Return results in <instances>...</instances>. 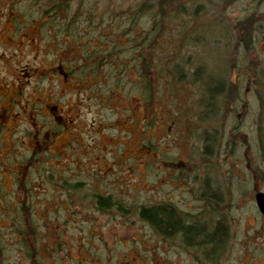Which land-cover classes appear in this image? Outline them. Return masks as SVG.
Segmentation results:
<instances>
[{
	"label": "rangeland",
	"instance_id": "374dc122",
	"mask_svg": "<svg viewBox=\"0 0 264 264\" xmlns=\"http://www.w3.org/2000/svg\"><path fill=\"white\" fill-rule=\"evenodd\" d=\"M32 1L24 2L22 21L37 17ZM148 1L155 0H85L81 5L73 1L71 10L87 13L93 7L96 11L92 26L84 21L82 25L86 35L95 37L93 44L100 33L108 41L123 43L126 36L119 37L118 31L127 21L110 24L109 15ZM184 9V21L190 24L176 60L182 73L173 72L171 64L164 62L172 54L171 33L184 27L177 18L166 22L158 42L155 98L147 106L139 96L142 89L124 79L120 78L119 91L108 94L101 82L89 89V81L77 86L76 79L57 75L53 68L61 47L57 30L47 27L40 32L38 22L19 28L9 0H0V152L5 154L0 158V185L5 184L1 194L11 189L5 162L19 149L33 146L27 128L36 118L51 121L53 112L64 124L49 146L54 167L69 171L71 178L81 179L86 186L112 194L127 209L101 212L84 201V209L74 207L69 212L71 206L64 207L59 189L35 183V201L31 198L30 202L37 221L43 226L55 216L54 222H47L39 253L49 264H197L176 241L162 240L138 218L140 204L162 201L188 213V220L214 223L224 218L226 239L212 264H264V216L254 201L257 191L264 193V149L258 129L263 106L253 82L255 72L264 81V21L254 23L257 30L251 49L238 43L236 29L238 21L264 13V0H189ZM137 20L134 32L151 26L146 16ZM58 41L78 51L64 37ZM223 77L237 85L235 93L216 115L208 110L203 113L204 82L219 83ZM207 190L221 196L215 202L216 212L208 213L203 207L201 194ZM13 200L5 198L7 203ZM7 225L0 213V233L11 243L4 246L2 264H31L23 247L12 244L15 236L5 231H9ZM58 241L63 252L57 250Z\"/></svg>",
	"mask_w": 264,
	"mask_h": 264
},
{
	"label": "trees",
	"instance_id": "16d2710c",
	"mask_svg": "<svg viewBox=\"0 0 264 264\" xmlns=\"http://www.w3.org/2000/svg\"><path fill=\"white\" fill-rule=\"evenodd\" d=\"M25 1L27 0H9V5L14 10L13 18L17 25L20 26L19 28H23L33 22H38L40 32L46 30L47 27H54L57 30V45L60 46L61 44V47L59 48V61L53 65V68L57 75L61 74L67 80L70 79L74 82L76 79L77 86L89 81L90 86L88 88L92 89L95 84L101 82L110 94L112 91L116 92L122 88L121 78L126 83L141 88L140 99L148 103L147 106H151L155 98L153 82L154 80L157 81L153 67L157 65L155 60L160 53L158 42L163 37L166 22L171 23L177 18L182 19L181 24L184 27L178 28L175 33L170 35L172 54L163 53L161 55H166L164 62L168 65L171 64L173 72L177 71L180 75L182 73L179 72L181 69L178 68L180 63L176 60L182 52L184 32L190 24V21H184L186 15L184 8L189 0L148 1L124 7L118 14L108 12L110 24L114 20H117L119 25L124 20L127 21L124 27H119L120 30L118 31L119 37L126 36V40L123 43L119 39L108 41L104 38V34L101 35L100 33L95 44L92 43L95 37L86 35L88 31L85 26L82 27L83 21L88 27L92 26V20L96 14V11L95 13L93 11L94 8L92 7L91 12L88 11L87 13H83L80 8L75 12L71 10L73 1H77L81 5L85 0H33L31 5L38 12L37 17L34 19L26 18L22 21L20 13L24 14L23 4ZM103 14L106 13L102 12L101 15ZM144 16L149 18L151 26L134 32L135 29H138L139 20L137 18ZM258 20L264 21V13L258 16H249L236 23V29L239 31L238 43L243 44L245 49H251L253 33L257 30L254 23ZM109 34L112 33L109 32ZM60 37H64L68 42L75 44L78 51L59 43ZM200 68L201 66L196 68V74L200 72ZM101 77L103 79L98 80ZM254 78L256 97L263 106L258 129L260 132L259 142L264 149V125L262 124V120H264V81H259L256 72ZM91 79H95L93 80L95 82L93 83ZM226 79L223 77L219 83L204 82L201 97L203 113L208 110L211 115H216L221 105L231 98V94L233 96L237 85L228 83ZM32 110L39 111L37 107H32ZM49 117L51 121L48 122L43 119L41 122L36 118L33 121V126L27 128V135L34 139L33 146L21 148L15 154L12 151L15 157L9 163L4 161L7 165L6 171L11 189L3 195L1 194L2 186L5 184L0 185V213L7 220V228L9 229V231L7 229L5 231L12 232L15 236L12 244L23 247L25 256L31 264H49L41 258L39 253L42 251L41 245L44 242V234L48 231L47 222H54L55 217H49L48 221L43 222V226L40 220L37 221L34 214L35 205L30 202L31 198V201H35L33 199L35 183H42L46 189L56 191L59 189L66 202L64 207L69 208L71 206L69 212H73L75 208L84 209L82 206L84 201L89 207L101 212L111 209L119 212L127 210L125 204L112 194L86 186L81 179L71 178L72 173L69 171L54 167L55 163L49 146L57 133L62 131L64 124L59 114L56 115L52 112ZM191 125L193 126V123L190 124V128ZM1 127L0 123V135ZM1 157H5V154L0 152ZM206 158L208 159L207 156ZM203 183H205L204 180ZM203 191H206V188ZM214 193L215 196H212ZM212 194L210 195L208 190L201 194V199L204 200L203 207L208 213L216 212L218 205H215V202H220L221 199V196L215 191ZM7 197L10 200L14 199L13 202L7 203L5 201ZM136 214L162 240H168L171 243L176 241L181 248L197 260L195 261L197 264H212L221 254L220 250L227 234L224 218L220 217L214 223L200 219L188 220V213L166 201L140 204L136 207ZM37 218L41 219L39 216ZM60 242H57V250L63 252L64 248ZM9 244L11 243L4 238V234L0 233V264L5 257L4 246Z\"/></svg>",
	"mask_w": 264,
	"mask_h": 264
},
{
	"label": "water",
	"instance_id": "95a60500",
	"mask_svg": "<svg viewBox=\"0 0 264 264\" xmlns=\"http://www.w3.org/2000/svg\"><path fill=\"white\" fill-rule=\"evenodd\" d=\"M254 201L258 211L264 216V193L261 191L256 192L254 195Z\"/></svg>",
	"mask_w": 264,
	"mask_h": 264
},
{
	"label": "flooded vegetation",
	"instance_id": "af4514ba",
	"mask_svg": "<svg viewBox=\"0 0 264 264\" xmlns=\"http://www.w3.org/2000/svg\"><path fill=\"white\" fill-rule=\"evenodd\" d=\"M257 192H259V191H257ZM262 192V191H261ZM255 195V194H254Z\"/></svg>",
	"mask_w": 264,
	"mask_h": 264
}]
</instances>
